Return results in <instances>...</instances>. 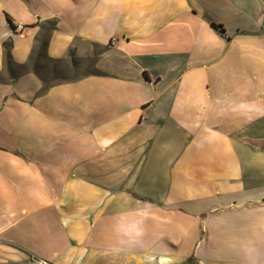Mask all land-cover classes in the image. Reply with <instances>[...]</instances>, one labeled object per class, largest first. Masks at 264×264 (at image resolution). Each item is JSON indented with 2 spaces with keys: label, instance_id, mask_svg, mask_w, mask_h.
<instances>
[{
  "label": "crops",
  "instance_id": "0c3cea01",
  "mask_svg": "<svg viewBox=\"0 0 264 264\" xmlns=\"http://www.w3.org/2000/svg\"><path fill=\"white\" fill-rule=\"evenodd\" d=\"M0 264H264V0H0Z\"/></svg>",
  "mask_w": 264,
  "mask_h": 264
},
{
  "label": "trees",
  "instance_id": "16d2710c",
  "mask_svg": "<svg viewBox=\"0 0 264 264\" xmlns=\"http://www.w3.org/2000/svg\"><path fill=\"white\" fill-rule=\"evenodd\" d=\"M7 20H8L9 25H11L12 27H14V25L12 23V19H11V17L9 15H7ZM212 26L214 28H216V29H219L221 32H225L224 28L221 25L212 23ZM46 34L47 33H44L43 37L40 38L39 49L41 50V52L43 51V49L46 46Z\"/></svg>",
  "mask_w": 264,
  "mask_h": 264
},
{
  "label": "built area",
  "instance_id": "2783aa9c",
  "mask_svg": "<svg viewBox=\"0 0 264 264\" xmlns=\"http://www.w3.org/2000/svg\"><path fill=\"white\" fill-rule=\"evenodd\" d=\"M23 28L22 26L19 27V29Z\"/></svg>",
  "mask_w": 264,
  "mask_h": 264
}]
</instances>
